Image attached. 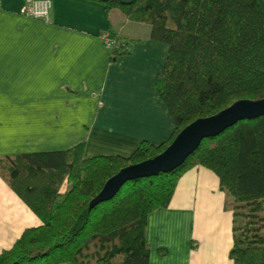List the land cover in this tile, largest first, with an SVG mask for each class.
Masks as SVG:
<instances>
[{
  "label": "trees",
  "instance_id": "1",
  "mask_svg": "<svg viewBox=\"0 0 264 264\" xmlns=\"http://www.w3.org/2000/svg\"><path fill=\"white\" fill-rule=\"evenodd\" d=\"M102 2L150 24L152 37L169 44L155 86L175 131L160 145L142 141L129 156L85 157L82 143L0 157V175L42 220L0 253V264H150L149 216L170 204L180 177L197 165L217 173L233 210L234 264H264V116L205 138L179 167L127 181L90 207L111 176L164 151L194 120L240 99L264 98V0ZM134 44L121 39L113 59Z\"/></svg>",
  "mask_w": 264,
  "mask_h": 264
},
{
  "label": "crops",
  "instance_id": "2",
  "mask_svg": "<svg viewBox=\"0 0 264 264\" xmlns=\"http://www.w3.org/2000/svg\"><path fill=\"white\" fill-rule=\"evenodd\" d=\"M28 8V0H0V157L82 143L85 157L129 156L144 140L171 138L175 121L155 86L170 46L150 24L101 0H52L48 20ZM107 34L134 50L113 59ZM226 202L214 170H187L170 204L149 216L150 264H234ZM40 224L0 175V253Z\"/></svg>",
  "mask_w": 264,
  "mask_h": 264
},
{
  "label": "water",
  "instance_id": "3",
  "mask_svg": "<svg viewBox=\"0 0 264 264\" xmlns=\"http://www.w3.org/2000/svg\"><path fill=\"white\" fill-rule=\"evenodd\" d=\"M117 1L130 4L135 0ZM261 116H264V98L240 99L214 115L194 120L178 133L164 151L153 158L125 166L111 176L90 201V207L115 196L127 181L170 172L179 167L197 150L205 138L217 136L241 120Z\"/></svg>",
  "mask_w": 264,
  "mask_h": 264
},
{
  "label": "built area",
  "instance_id": "4",
  "mask_svg": "<svg viewBox=\"0 0 264 264\" xmlns=\"http://www.w3.org/2000/svg\"><path fill=\"white\" fill-rule=\"evenodd\" d=\"M28 12L32 17L48 20L50 18V9L52 0H28ZM106 42L110 47L117 46L122 38L112 37L110 34L105 36Z\"/></svg>",
  "mask_w": 264,
  "mask_h": 264
},
{
  "label": "rangeland",
  "instance_id": "5",
  "mask_svg": "<svg viewBox=\"0 0 264 264\" xmlns=\"http://www.w3.org/2000/svg\"><path fill=\"white\" fill-rule=\"evenodd\" d=\"M68 264H71V263H68Z\"/></svg>",
  "mask_w": 264,
  "mask_h": 264
}]
</instances>
